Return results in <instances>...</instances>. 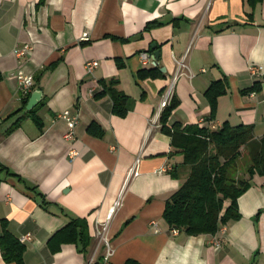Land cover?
I'll use <instances>...</instances> for the list:
<instances>
[{"label": "crops", "instance_id": "obj_1", "mask_svg": "<svg viewBox=\"0 0 264 264\" xmlns=\"http://www.w3.org/2000/svg\"><path fill=\"white\" fill-rule=\"evenodd\" d=\"M24 46L31 53L17 57ZM90 61L98 66L88 72ZM255 66L261 77L251 74ZM150 69L161 74L140 78ZM19 70L42 93L40 125L23 107ZM175 76L179 104L164 127L161 104ZM111 80L129 98L125 117L113 113L109 93L99 96ZM220 80L226 93L211 118L206 93ZM65 111L78 119L73 142L64 139ZM225 122L264 135V0L254 8L246 0H0V164L20 178L0 174V236L3 221L19 240L31 235L24 264H264V176L238 199L241 219L215 235L189 236L163 219L189 175L168 130ZM72 147L79 154L71 162ZM78 218L88 246L53 252L49 241ZM0 264L15 263L0 249Z\"/></svg>", "mask_w": 264, "mask_h": 264}, {"label": "trees", "instance_id": "obj_2", "mask_svg": "<svg viewBox=\"0 0 264 264\" xmlns=\"http://www.w3.org/2000/svg\"><path fill=\"white\" fill-rule=\"evenodd\" d=\"M262 1L246 0L251 8ZM252 16V13L248 14V18L252 19ZM160 74L154 69L139 72L140 78L156 77ZM102 85L103 91L99 96L109 93L113 100V113L125 117L129 111L128 96L115 89L116 80L102 82ZM258 87L256 85L243 92H254ZM225 93L224 80L214 82L208 89L206 96L211 104V118L215 116L217 98ZM28 100L29 97L23 99V107L27 106ZM178 104L179 101L172 98L170 104L162 111L159 120L164 127L168 116ZM30 113L37 122L35 108H32ZM19 121L7 133L16 129ZM98 130L96 124L89 127L91 134L100 136L101 131ZM168 133L172 137L173 147L183 155L182 166L189 168L186 181L166 203L163 219L168 227L189 236L215 235L224 224L241 219L238 199L249 190L251 180L256 175L264 176V135L258 139L253 126H231L228 122L217 129L199 125H189L182 129L181 126L174 125L173 131L168 130ZM244 149L248 158L246 177L237 179L236 167L243 157ZM2 172L20 179L18 175L9 173L8 169L0 164V174ZM261 213L262 210L255 216V220H258ZM89 239L86 220L78 218L53 236L49 245L53 252H57L64 243L81 242L86 248ZM0 249L6 263L24 264L26 247L8 230L6 221L2 222ZM124 264L139 263L127 260Z\"/></svg>", "mask_w": 264, "mask_h": 264}, {"label": "built area", "instance_id": "obj_3", "mask_svg": "<svg viewBox=\"0 0 264 264\" xmlns=\"http://www.w3.org/2000/svg\"><path fill=\"white\" fill-rule=\"evenodd\" d=\"M32 48L29 46H24V47H20L17 49V51L15 52V54L17 55V57H24L25 55L31 53ZM142 59L144 60L145 63H147L150 60V55L149 54H143L142 55ZM98 66V63L96 61H90L87 62L85 64L86 70L88 72H91L95 67ZM182 68H185V64L182 62H179V69L181 70ZM251 74L253 76L256 77H261L263 75V68L259 67V66H255V67H251L250 68ZM176 78L177 76L174 77V79L172 80V82L169 84L167 92L164 96V99L162 101L161 107L164 109L166 108L172 99L173 96V89H174V85L176 82ZM16 79L18 82V89H19V93L21 97H28L33 90V86H34V78L32 75L27 74L25 71L23 70H19L17 71L16 74ZM61 119H63L64 121H66L67 123V130L64 134V139L67 140L68 142H73L75 140L76 137V133L75 132V128L77 126V117L76 116H72L70 114V112L65 111L62 114H60L59 116ZM78 151L75 148H71L68 152L69 155V159L72 162L77 156H78ZM130 176L134 177V176H138L139 171L137 170V167H133L132 170L130 171ZM175 231V230H174ZM32 237L31 235L27 234L23 237L20 238V242L24 243L27 241H31ZM217 246H219V242H215Z\"/></svg>", "mask_w": 264, "mask_h": 264}, {"label": "water", "instance_id": "obj_4", "mask_svg": "<svg viewBox=\"0 0 264 264\" xmlns=\"http://www.w3.org/2000/svg\"><path fill=\"white\" fill-rule=\"evenodd\" d=\"M156 46H157V44L156 43H153L152 44V48L153 49H155L156 48ZM160 50H156L155 52H154V57H155V59L156 60H159V58H160ZM41 97H42V93H41V91H34L33 93H32V95H31V97H30V99H29V101H28V104H27V106H26V110L27 111H30V110H32V108H35L36 107V105L38 104V102L41 100Z\"/></svg>", "mask_w": 264, "mask_h": 264}, {"label": "rangeland", "instance_id": "obj_5", "mask_svg": "<svg viewBox=\"0 0 264 264\" xmlns=\"http://www.w3.org/2000/svg\"><path fill=\"white\" fill-rule=\"evenodd\" d=\"M169 86V85H168ZM248 158H247V154H246V150L244 149L243 150V157L240 159L238 165H237V170H236V173H235V177L237 179H241V178H244L246 177V168H248Z\"/></svg>", "mask_w": 264, "mask_h": 264}]
</instances>
